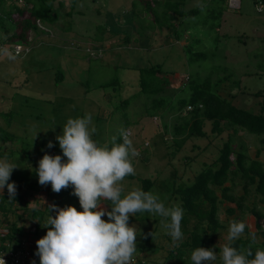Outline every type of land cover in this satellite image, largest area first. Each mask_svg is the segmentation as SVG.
<instances>
[{
    "label": "rangeland",
    "instance_id": "rangeland-1",
    "mask_svg": "<svg viewBox=\"0 0 264 264\" xmlns=\"http://www.w3.org/2000/svg\"><path fill=\"white\" fill-rule=\"evenodd\" d=\"M134 1L76 0L73 4L72 0H57L54 2L56 7L63 2L58 22L39 21L29 43H19L30 49L21 55L14 53L17 43L7 39L0 29V128L16 137L13 142L0 140V157H6L21 168L11 153L18 154L28 146L32 158L40 157L41 154L36 153L39 143L57 142L55 137L61 133L69 117L90 113L91 127L95 128L92 138L100 146L111 143L114 136L119 140L121 129L129 128L132 132L129 139L138 155L130 158L134 176H126L120 182L123 194L142 188V179L149 178L154 182L151 191L159 195L166 207L177 206L179 201L169 197L173 184L194 182L206 164L219 158L229 135L233 138L235 151L244 144L251 159L264 163V149L259 138L241 129L216 134L212 132L211 123L206 122V136L187 140L182 150L171 159L173 136L171 129L164 127V120L173 124L171 113L163 119L148 116L147 108L153 101L151 95L135 96L127 107L123 101L138 94L141 78L143 75L146 78V69L161 66L167 74L159 75L157 81L166 77L175 90L183 87L188 77L202 82L210 76L216 79L232 73L231 81H240V87L233 88L226 82L219 93L229 99L231 93H239L234 104L256 110L263 96L256 101L253 94L262 91L264 95V0H229L218 32L210 29V24L204 25L210 20L208 14L214 0H187L183 6L185 11L199 6L202 10L195 17L183 19L185 26L180 29L182 36L179 40L172 28L167 25L161 28L154 23L152 15L146 13L140 3L134 9ZM174 17L173 23L178 26L181 18ZM189 50L207 53L208 57L190 61ZM241 90L250 97L248 101L240 94ZM22 186L20 192L24 194L28 210L22 208L6 215L0 211V229L3 225L18 223L28 231L36 221L31 217L33 209L44 212L45 226L49 204L67 206V200L52 198L45 186L34 190H28L26 183ZM243 186L241 180L236 179L233 194L242 196ZM253 203L263 206L252 191L244 208L234 215L225 213L228 207L234 206L225 201L220 205L219 218L224 228L216 237L219 250L213 264L222 263L219 252L222 245L228 243L226 236L230 221L242 220L249 232L257 231L254 215L246 208ZM102 207L110 210L108 205ZM49 214L54 215V212ZM144 216L145 220L128 221L130 226L136 227L137 251L134 256L137 264L171 263L166 258L169 250L187 235L173 241L165 227L169 218L150 213ZM130 218L136 219L137 215L132 214ZM154 230L153 246L145 245L140 251L139 245H143ZM46 231L43 227L33 239L41 238Z\"/></svg>",
    "mask_w": 264,
    "mask_h": 264
},
{
    "label": "trees",
    "instance_id": "trees-1",
    "mask_svg": "<svg viewBox=\"0 0 264 264\" xmlns=\"http://www.w3.org/2000/svg\"><path fill=\"white\" fill-rule=\"evenodd\" d=\"M56 1L24 0L25 5L23 6L18 5L16 0H0V29L3 30L7 39L17 44H28L31 33L37 30L39 21L52 24L58 22L60 18L59 8L63 6V2H60L59 7H56L54 5ZM75 1L72 0L73 4ZM186 1L136 0L133 3V8L135 9L138 6L137 4L140 3L143 10L152 15L154 23L159 24L161 28L166 25L172 28L175 38L179 40L182 36L180 29L185 26L183 19L195 17L202 10V6H199L185 11L183 6ZM213 4V8L209 10L208 14L210 20L205 21L204 25L208 26L210 24V29L218 32L221 27L220 20L224 11L229 7V0H214ZM170 13L173 15H170ZM71 15V13L68 14L69 17ZM161 16L164 20L161 19ZM174 16L181 18L178 26L173 23ZM10 26L12 29H10ZM188 53L190 61L204 60L208 57V54L203 52H191L189 50ZM146 70L147 79L144 75L141 78V89L138 94L133 95L130 99H125L123 105L127 107L135 96L147 94L153 96V101L147 108L148 116H160L163 119L168 113H171V117L174 118L173 124H169L164 120V127L170 128L173 136L172 148L169 153L171 159L175 158L176 153L182 150L187 140L206 136V131L204 130L206 122L211 123L212 132L216 134H222L226 130L235 131L241 129L249 135L257 136L264 149V95L262 91L253 94L256 101L260 100L262 96L263 100L258 102L256 110L251 111L234 104L233 100L239 97V93H231V99L222 97L219 93L222 84L226 82H229L233 88L240 87V81H231L233 78L232 73L219 76L216 79L210 76L202 82H197L188 77L183 87L175 90L170 87V82L166 77L157 81L159 75L167 74L161 66H152ZM222 70L224 71V69ZM225 71L228 72L227 69ZM240 94L246 96V101L249 100L250 97L242 90ZM232 139V136L229 135L219 158L212 164H206L203 171L196 176L194 182L178 186L175 183L173 184L169 197L179 201L177 206L184 209L181 230L183 235H187V237L186 239H181L182 241L179 245L169 250L166 257L168 261H172L169 264H192L190 254L195 247L213 248L217 252L219 248L215 244L216 237L220 230L224 228L219 218L220 205L225 201L229 205L234 206H230L225 210L226 215H234L237 210L244 208V202L252 191L260 198V202L263 204L262 207H259L256 203H253L251 207H246L254 215L257 231L249 232L246 227L243 232L246 235L240 236L232 243L233 246L241 250H245L249 246L252 247L253 251L256 248H264V163L259 159H251L244 144H241L239 150L235 151ZM0 140L13 142L16 137L0 128ZM116 142H122L121 138L116 140ZM111 143L107 145L110 146ZM38 145L39 148L36 153L41 154V156L37 158H32V153L28 151V146L18 154L14 152L10 154V156L16 157L15 159L22 167L13 169L9 179V182H14L16 187L13 200H8L6 187L3 190V194L0 195V211L6 215L22 208L24 211L28 210V203L24 194L20 192L23 183H26L28 190L37 189L38 186H45L52 198H60L61 201L67 200V205H73L78 211L81 210L78 198L71 194V186L62 188L57 193L51 190L50 184L41 185L38 183V177L35 172L38 160L45 153L50 155L61 154L58 142H53L54 146L52 148H48L46 144L42 143ZM2 154L4 155V153ZM260 154L261 150L256 155L259 157ZM133 176L128 175L127 177ZM236 179L241 180L244 184V194L240 197L233 194ZM142 186L143 190L151 191L154 182L149 178H145L142 179ZM145 213L149 214L148 212L135 213L137 218H130L129 222H132V220H145L146 217H142ZM44 215V212L33 209L31 217L36 220L37 232L43 228ZM158 218L155 219L156 224V221H159ZM190 225L191 228H189ZM9 227L10 234L6 238L0 239H10L14 241L16 246L18 245V239L23 237L33 239L34 237V235H27L23 225L20 226L18 223H11ZM155 230L150 233L143 245H139L140 251L143 250L145 245L153 246L152 240L155 236ZM250 233H255L254 242L250 238Z\"/></svg>",
    "mask_w": 264,
    "mask_h": 264
},
{
    "label": "clouds",
    "instance_id": "clouds-1",
    "mask_svg": "<svg viewBox=\"0 0 264 264\" xmlns=\"http://www.w3.org/2000/svg\"><path fill=\"white\" fill-rule=\"evenodd\" d=\"M16 1L18 5H25L24 1ZM91 124L90 113L69 117L55 137L61 154L45 153L37 162L38 183L50 184L51 190L57 193L71 186V194L78 198L81 209L78 211L73 205H48L47 221L43 226L46 234L35 242L34 255L39 258V264H132L137 236L136 227L130 226L128 221L138 212L169 218L165 225L167 234L173 241L183 236L182 207H166L158 194L139 187L122 195L120 182L134 175L130 158L138 155L129 139L132 136H128L129 128L120 130L122 142L117 143L114 136L110 146H100L92 138L95 128ZM46 146L52 148L54 145L49 141ZM15 168L16 164L0 157V195L6 187L10 201L16 193L15 183L9 182ZM102 205L110 206V210ZM245 228L242 220L229 222L228 243L223 244L219 252L222 264H264V248L253 251L251 246L245 250L233 246L232 242ZM250 238L254 242L255 233H250ZM190 260L192 264H213L217 253L213 248L195 247ZM0 261L5 264L2 257Z\"/></svg>",
    "mask_w": 264,
    "mask_h": 264
},
{
    "label": "built area",
    "instance_id": "built-area-1",
    "mask_svg": "<svg viewBox=\"0 0 264 264\" xmlns=\"http://www.w3.org/2000/svg\"><path fill=\"white\" fill-rule=\"evenodd\" d=\"M23 2L24 0H18ZM239 7V6H237ZM16 55H21L23 52L28 53L29 47H24L19 44H16L13 48ZM128 136L132 135L131 131L128 129ZM27 235H36L37 229L36 224H32L31 228L26 231ZM10 234L9 225H3L0 229V238H6ZM38 239H29L23 237L18 239V245L16 246L14 241L10 239H0V257L4 260L5 264H32L35 261V264H39V258L34 255L36 251V241ZM137 257L134 256L132 264H137ZM0 264H3V261H0Z\"/></svg>",
    "mask_w": 264,
    "mask_h": 264
}]
</instances>
